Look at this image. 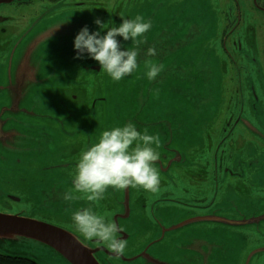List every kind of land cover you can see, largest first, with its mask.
I'll return each instance as SVG.
<instances>
[{
	"label": "rangeland",
	"instance_id": "obj_1",
	"mask_svg": "<svg viewBox=\"0 0 264 264\" xmlns=\"http://www.w3.org/2000/svg\"><path fill=\"white\" fill-rule=\"evenodd\" d=\"M71 1L0 6V15L11 17L0 23V35H20L10 48H0V152L14 143L0 160V209L19 211L6 196L17 194L27 213L60 220L81 237L72 212L89 207L99 213L102 205L106 219L127 236L126 254L142 255L132 264H264V13L257 9L263 0H82L83 7ZM137 14L151 28L138 45L136 71L120 81L103 70L83 72L82 87L61 88L63 75L67 82L77 73L73 39L82 26L91 32L99 28L96 18L116 26ZM117 40L131 46V40ZM150 46L156 49L151 57ZM81 58L80 66H100ZM146 60L163 65L152 80L144 74ZM79 112L83 128L95 129L86 136L89 146L103 130L126 122L159 133L164 162L154 163L161 178L156 192L110 187L99 201L82 194L80 200L63 199L60 192L69 185L60 172L44 169V159L56 160L68 148L69 159L78 158L79 142L64 139L71 127L79 128L73 125ZM203 156L206 161L196 164ZM5 173L23 177L20 191L10 179L2 182ZM51 181L59 183L50 188ZM0 252L70 264L44 243L21 236L0 239Z\"/></svg>",
	"mask_w": 264,
	"mask_h": 264
},
{
	"label": "clouds",
	"instance_id": "obj_2",
	"mask_svg": "<svg viewBox=\"0 0 264 264\" xmlns=\"http://www.w3.org/2000/svg\"><path fill=\"white\" fill-rule=\"evenodd\" d=\"M94 23L98 29L90 32L84 25L74 36L75 55L82 57L86 53L113 81H120L136 71L138 45L144 42L143 34L151 28V22L137 14L133 18H122L116 26L99 18ZM117 36L124 41L131 40V46L122 47ZM155 53L154 47L146 49V56ZM145 65L147 71L144 74L149 80L163 69L162 64L150 60H146ZM160 145L159 133H150L147 129L140 131L133 122L103 130L97 142L81 149L74 165L72 186L64 192L63 199L71 202L79 199L76 193H80L88 201H99L110 187L113 190L133 187L156 192L161 178L154 162L160 158L157 151ZM71 220L82 242L95 238L117 258L125 251L127 241L120 236L119 226L107 220L105 214L82 207L72 212Z\"/></svg>",
	"mask_w": 264,
	"mask_h": 264
},
{
	"label": "flooded vegetation",
	"instance_id": "obj_3",
	"mask_svg": "<svg viewBox=\"0 0 264 264\" xmlns=\"http://www.w3.org/2000/svg\"><path fill=\"white\" fill-rule=\"evenodd\" d=\"M35 1H39V0H11L9 2H1L0 3V6L1 5H10V4H13V3L17 4V6L18 5L21 6L23 4H27L28 5V4H30L32 2H35ZM40 1H42L41 3L45 2V1H48L49 3H57L58 4V3H62L63 0H40ZM84 3H85V1H82V0H80V1H77V0L76 1H73L72 0L71 1V6H74V7H83ZM257 5H258L257 9L261 13H264V0L261 3H257ZM8 22H11V17H5V16H1L0 15V23L8 24ZM2 32L4 33V30L3 29H2ZM8 36H9V38H8ZM8 36L7 35H0V48L1 47H3V48H6V47L10 48L11 44H15V41H16L17 37H19L20 35H8ZM9 41H11L10 44H9ZM8 44H9V46H8ZM72 51L74 52L73 55H75L76 50L73 48ZM75 57L77 58L76 55H75ZM82 57L87 58L88 56L85 53ZM78 58H79V59H77L78 63H75V67L73 68V71L74 70L77 71L76 75L75 76H72L70 74V76H72L73 79L72 80L70 79L67 82L65 80V77L66 76L63 75L62 82H65V83L63 84V86L61 88L64 87L67 90L68 88L82 87L83 86L82 83L84 81L82 79H80V78L82 77V73L83 72H88V71H97V72H100L102 70V69H100V66H98V65H86V64H84V65H81L80 66L79 64H80V61L82 60V58L81 57H78ZM70 76H68V77H70ZM101 84H103V81H99L98 83H96V87H97L98 91H100V89L102 87ZM129 85L131 86V82H129ZM68 90H70V89H68ZM98 91H97V93H98ZM95 100H101L102 101L103 98L97 97ZM117 101H119V102L121 101L122 103H124V101H126V100L120 98ZM132 102H133V99L130 96L128 98V105H129V108H130L129 116L132 117V120H133L134 113H133ZM116 108H117V102H116V107L114 109H116ZM80 110H82V107L80 108ZM1 113L2 114H7L4 111H2ZM74 113L76 114V112H74ZM77 117H79L80 120H79V122L73 123V125H77V126H79V128H76L75 126H73V127H71L72 132H65L66 139H64V141H66L68 143L69 142H79V145H80V147L82 149V148H85V147L89 146L87 144V138H86V136H87V134L88 135L89 134L90 135L94 134L95 129L94 128L91 129L89 131L90 132L89 133L87 129H84L83 128L86 123H83V121H84L85 118L82 115V112H79L77 114ZM137 123H138V125H140L141 124V121H139ZM96 131H98V130H96ZM10 140H11V138H10ZM13 144L14 143L11 142V144L9 146L6 145V144L2 145L1 152H0V160H2V158H5V156L2 155V152H6L8 148H13L14 147ZM70 149L71 148H68L67 150L66 149L62 150L61 149L57 153V156H55L56 157V160L53 159V158H51V156H49V155L48 156H49L50 160H48L46 158L44 159L45 161H47V162H44V163H48L44 167V169L45 170L46 169L47 170H56L55 172H60L59 175H61L62 178H63V180H64V182L68 183V185L70 186V187L68 186V189L71 188V186H72V176L74 174V165H75V162H76V159L75 160H70L69 159V155L71 156V152L73 151V150L71 151ZM158 150L160 152V158L157 161H155L154 163H158L159 162L160 164H162L164 162L163 161L164 156H163V154H161V150L159 148H158ZM204 157L205 156H203V159L202 160H197L198 162L196 164L201 165L202 162L206 161L204 159ZM206 159H207V157H206ZM209 159H210L209 163H211V161L213 160L211 154H209ZM68 161H71V164H69ZM18 162H19V159L16 158L15 159V163H18ZM205 165H207V164H205ZM69 167L71 169H69ZM197 168H199V169L201 168V170H199V172L200 173L202 172L203 175H205L206 173H208V170L204 166H198ZM171 172H172V174L176 175L177 173H179V170L178 169H175V170H173ZM176 176L178 177V175H176ZM10 177H11V175L9 173H5L3 175V177H2V180H3L2 182H4L5 185L8 184V181L6 179H10ZM9 181L12 182V183H15L16 184L15 187L17 188L18 191H20L19 186H17V185H18V182H23V177H20V176L18 177L16 175L14 178H11ZM51 182L53 184L50 186V188H54V186H56L59 183V182H54V181H51ZM205 182H208V180H206ZM202 185L204 186V184H202ZM63 194H64V192H60V195L63 196ZM76 195L80 197L77 200H80L82 198V195L80 193H76ZM6 196L10 199L11 202L14 203V205H19L20 210L19 211H15V210H9V209H0V213H6V214H11V215H20V216H23V217H30V218H33V219H37V220H40V221H44V222H47V223H50V224L59 226V227L64 228V229H66L65 227H68L67 225H64L63 223H62V225H60V223H61L60 220L56 221L54 219H48L45 216L31 215L30 212L27 213V209L24 207V204H25L26 200L22 199V196H19L17 194H13L11 192H10V194L7 193ZM152 199L153 200L156 199V201L159 200V199L155 198L154 196L152 197ZM153 200H152V202H153ZM155 203L156 202H153V204H155ZM98 208H99V210H98L99 213H102L103 214V207H102V205L98 206ZM71 230L75 232L74 229H71ZM75 235L82 241V237L78 236L77 234H75ZM124 238L127 239V236H124ZM83 243H85L86 246L90 247L91 249H96V251L94 252V254H95V257L97 258V260L99 261L100 264H122V263H128V262L131 263L132 261H135L138 257H142V255L140 253L134 254L132 256H128L126 253H129V251L131 249L128 246L129 244H127V246L125 248V251L117 258L115 255L111 254L110 250L107 249L102 242H99V241L95 240V238H93L91 240H88V241H84ZM180 246L183 247L181 244H180ZM251 259H258V257L255 255ZM251 259L249 260V262H251ZM147 263L148 264H164V263H160L158 261H147ZM170 263L173 264V262H170ZM254 263L257 264L258 261L255 260ZM134 264H136V263H134Z\"/></svg>",
	"mask_w": 264,
	"mask_h": 264
},
{
	"label": "water",
	"instance_id": "obj_4",
	"mask_svg": "<svg viewBox=\"0 0 264 264\" xmlns=\"http://www.w3.org/2000/svg\"><path fill=\"white\" fill-rule=\"evenodd\" d=\"M9 1L11 0H0V3ZM13 236L42 242L59 253L70 264H100L94 254L96 249L86 246L68 230L30 217L0 213V239L6 240ZM1 253L9 256L26 257L37 262L27 255L10 252Z\"/></svg>",
	"mask_w": 264,
	"mask_h": 264
},
{
	"label": "trees",
	"instance_id": "obj_5",
	"mask_svg": "<svg viewBox=\"0 0 264 264\" xmlns=\"http://www.w3.org/2000/svg\"><path fill=\"white\" fill-rule=\"evenodd\" d=\"M0 264H38V263L26 257L9 256L0 252Z\"/></svg>",
	"mask_w": 264,
	"mask_h": 264
}]
</instances>
